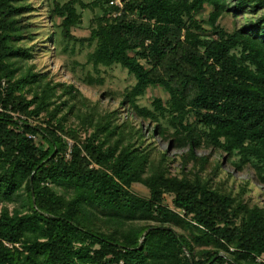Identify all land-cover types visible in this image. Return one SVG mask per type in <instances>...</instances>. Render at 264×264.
Listing matches in <instances>:
<instances>
[{
	"label": "trees",
	"instance_id": "trees-1",
	"mask_svg": "<svg viewBox=\"0 0 264 264\" xmlns=\"http://www.w3.org/2000/svg\"><path fill=\"white\" fill-rule=\"evenodd\" d=\"M25 1L0 0V264H264V208L200 174L173 175L141 123L161 137L164 124L175 130L173 147L189 148L184 167L206 170L209 157L196 155L206 147L239 158L235 168H252L264 185V0H47L55 30L88 43L95 69L118 65L135 78L132 89L104 94L120 98L122 123L119 110L101 113L74 85L62 86L68 101L58 104L32 68L18 75L34 58L21 43L37 27ZM87 11L90 35L75 39ZM260 12L232 33L219 24ZM152 87L167 101L141 106Z\"/></svg>",
	"mask_w": 264,
	"mask_h": 264
},
{
	"label": "rangeland",
	"instance_id": "rangeland-1",
	"mask_svg": "<svg viewBox=\"0 0 264 264\" xmlns=\"http://www.w3.org/2000/svg\"><path fill=\"white\" fill-rule=\"evenodd\" d=\"M25 2L31 3L36 8L34 12L28 15V21L35 23L37 27L33 29L32 41L29 38L21 43L24 49L27 48L30 50L34 58L27 62L21 61L17 65L20 68L18 75L22 74L25 69L32 68L33 73L42 77L41 83L43 85L49 84L51 88L55 89L58 93L56 98L62 95L61 90L63 85H74L85 98L91 101L92 105L96 104L98 106L101 113L105 114L106 112L109 113L110 111L119 110L121 112L122 123L125 120L126 110L120 108V98L113 99L104 96V94L107 91L124 93L126 89H132L136 83L135 78L118 65L110 67L99 66L95 69L93 64L88 61V56L93 51V48L89 47L88 43L82 45L75 40H65L60 36V30H55L50 18L47 0H26ZM210 10L207 7L203 14L197 16L198 19L202 20L207 18ZM262 13L260 12L257 15L247 13L240 16L226 14L219 21V24L226 31L232 33L236 29L255 21ZM84 14L85 19L81 28H74L72 30V36L75 39H84L90 35L89 20L93 15L88 11ZM54 23L60 24V21L57 19ZM204 28L209 29V26L204 25ZM54 30L58 34L56 44L47 43L45 41L46 37ZM29 97L31 98L32 95ZM117 97L119 96L117 95ZM154 98H161L167 101L168 95L163 88L152 87L148 89L139 103L141 106L151 107ZM58 99L56 100L58 104L68 101L67 96H62ZM72 103L73 101H69L68 106H71ZM64 111L63 114L67 112V108ZM83 111L86 110L83 109ZM70 118L72 119L69 125L73 121L77 125V120L73 117ZM141 123L143 124V132L145 134V145H153L157 149V155L164 152L168 153L169 163L171 164L170 169L173 175H182L183 169L186 175L200 174L199 176L204 181H210L211 185L217 189L231 193L233 196H242L241 200L245 204H249L251 207L257 205L264 208V185H260L255 181L254 170L252 168L246 167L242 171L235 168L234 163L238 162L239 158L223 160L219 152H212L210 149L202 147L196 150V155L199 158L209 157L208 168L201 171V167L195 166L194 162H190L184 167L185 156H188L189 148L173 147L171 135L175 130L170 128L169 125L164 124L165 127L168 126V132L165 137H161L158 133L153 132L154 124L150 125L148 122ZM220 161H222V165L218 169L217 166ZM130 191L141 198H150L149 190L141 184H134ZM173 199L174 196L165 194L164 205L175 210ZM14 206L15 204L9 205L10 209H13ZM3 207L4 205H0V212ZM237 223H240L239 219ZM174 229L179 233H183V230L179 228Z\"/></svg>",
	"mask_w": 264,
	"mask_h": 264
},
{
	"label": "built area",
	"instance_id": "built-area-1",
	"mask_svg": "<svg viewBox=\"0 0 264 264\" xmlns=\"http://www.w3.org/2000/svg\"><path fill=\"white\" fill-rule=\"evenodd\" d=\"M113 3H114L117 7H119V8H123V4H124L123 0H113ZM33 138H34V136H33Z\"/></svg>",
	"mask_w": 264,
	"mask_h": 264
}]
</instances>
